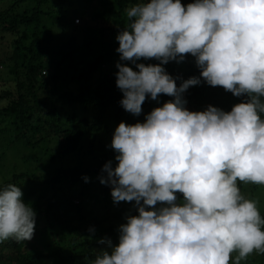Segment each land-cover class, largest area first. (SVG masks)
<instances>
[{
  "label": "clouds",
  "instance_id": "9594fccd",
  "mask_svg": "<svg viewBox=\"0 0 264 264\" xmlns=\"http://www.w3.org/2000/svg\"><path fill=\"white\" fill-rule=\"evenodd\" d=\"M126 15L116 37L121 106L139 116L149 96L174 100L115 129L118 163L103 166L100 183L111 186L114 203L134 201L138 215L126 217L119 243L108 240L92 264H241L264 254V218L238 186L264 185V0H145ZM187 54L200 77L177 86L163 65ZM201 78L246 99L230 112L190 111L183 94ZM23 195L11 183L0 188V242L34 236L36 213Z\"/></svg>",
  "mask_w": 264,
  "mask_h": 264
},
{
  "label": "trees",
  "instance_id": "16d2710c",
  "mask_svg": "<svg viewBox=\"0 0 264 264\" xmlns=\"http://www.w3.org/2000/svg\"><path fill=\"white\" fill-rule=\"evenodd\" d=\"M5 2L8 6L0 10V46L5 47L0 51V66L15 80L6 81L5 71L0 70L1 139L10 136L12 144L22 140L27 148L25 160L38 147H45L47 154L53 152L52 161L58 158L63 162L72 156L75 164H60L42 177L28 171L14 172L0 185L33 184L36 189L26 192L24 201L37 198L31 207L47 221L46 227L35 228L31 240L0 242V264H92L100 251L107 249L108 240L119 243L120 225L138 211L134 201H122L113 209L111 186L100 183L101 175H107L103 166L110 160L113 167L118 163L114 149L84 162L83 143L91 131L113 136L121 122H144L154 108L174 100L164 94L158 100L149 96L139 116L126 112L120 104L123 93L116 85V64L120 61L116 37L128 27L126 10L145 0ZM193 2L181 0L185 6ZM138 63L160 61L141 59ZM128 66L138 71L131 62ZM163 67L177 86L190 77H200L201 70L191 54L180 63L170 61ZM183 98L186 108L194 112L205 111L209 105L230 112L246 99L223 87L210 86L202 78L201 84L190 87ZM77 105L90 115H79ZM4 156L0 150V165ZM238 186L242 189L241 182ZM177 195L182 201L183 195ZM101 239L105 244L99 243ZM236 255L233 253V258ZM263 259L264 254H251L241 264H263Z\"/></svg>",
  "mask_w": 264,
  "mask_h": 264
},
{
  "label": "rangeland",
  "instance_id": "374dc122",
  "mask_svg": "<svg viewBox=\"0 0 264 264\" xmlns=\"http://www.w3.org/2000/svg\"><path fill=\"white\" fill-rule=\"evenodd\" d=\"M8 4H6L5 0H0V10L3 8H6ZM0 51H5L4 46H0ZM1 71H5V79L6 81H14L15 78H10L9 77V71L5 70L4 68H1ZM59 76L60 73H59ZM65 78H68L69 76H63ZM50 78V77H48ZM65 83V81H64ZM5 104L1 106L4 107ZM75 111L79 114L82 115L83 117H87L90 114H86L83 107L81 105L75 106ZM2 126L0 122V127ZM1 129V128H0ZM2 135H0L1 139ZM113 136L110 134H104L103 132H95L91 131L85 141H84V149H83V155H86V158L84 159V162H89V158H96L95 156H101L104 153H109L111 152V143H112ZM2 140V141H1ZM0 140V150L2 151L4 156V161L2 162V165H0V185L4 184L7 178H9L14 172H26L28 171L30 174H36L37 176H46L52 173V171L57 168L60 164L63 166H68V165H73L75 164L74 158L72 156H69L66 158L63 162H61L60 159L55 158L53 161L51 159V153H46L45 152V147H38L37 151H33L32 154L30 155L29 159L26 157V160L24 157L27 155V148L25 147L26 145L23 143L22 140H19L12 144V140L10 139V136L6 137L5 140L4 138ZM9 143L12 144L9 147ZM94 152V153H93ZM29 155V153H28ZM242 183V182H241ZM98 191V185H94ZM18 187H21L22 192H23V200L26 199V192H28L31 189H36V187L31 184L30 182L26 181L25 183H20ZM54 191H50L49 194H53ZM241 193L250 200H254L257 202L258 209L260 211L261 215H264V213H261L264 211V185H256V184H244L242 183V189ZM44 196H46L45 193H43ZM102 197V195H101ZM111 200L113 202V209L118 207L122 202L119 204L114 203L112 196ZM37 198L35 200H30V201H24L27 204H30L31 206L36 203ZM94 201V199H92ZM125 203V202H124ZM47 226V221L46 219L43 218L42 213H39L36 215V229H41L43 227ZM66 253V251H65ZM237 254V253H236ZM252 255L258 257V253L254 252ZM263 264H264V259H263Z\"/></svg>",
  "mask_w": 264,
  "mask_h": 264
}]
</instances>
